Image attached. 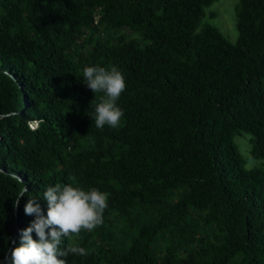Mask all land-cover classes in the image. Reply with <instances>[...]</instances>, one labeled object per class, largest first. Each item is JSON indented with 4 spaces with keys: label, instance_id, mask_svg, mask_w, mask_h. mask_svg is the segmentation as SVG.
Returning a JSON list of instances; mask_svg holds the SVG:
<instances>
[{
    "label": "trees",
    "instance_id": "obj_1",
    "mask_svg": "<svg viewBox=\"0 0 264 264\" xmlns=\"http://www.w3.org/2000/svg\"><path fill=\"white\" fill-rule=\"evenodd\" d=\"M216 1L0 0V264L57 183L108 196L66 264H264V171L235 143L264 160V0H239L236 44L201 25ZM87 66L122 72L118 127Z\"/></svg>",
    "mask_w": 264,
    "mask_h": 264
},
{
    "label": "clouds",
    "instance_id": "obj_2",
    "mask_svg": "<svg viewBox=\"0 0 264 264\" xmlns=\"http://www.w3.org/2000/svg\"><path fill=\"white\" fill-rule=\"evenodd\" d=\"M83 81L95 94L104 93L95 107L96 127H118L124 113L116 102L126 88L122 72L116 66H87L83 69ZM70 179L75 183V177ZM26 191L25 188L14 206L19 205V198ZM43 199L48 206L46 215L36 199L30 198L25 205V214L35 215V219L21 230L20 245L10 251L11 264H66L62 257L87 255L85 248L71 241L61 249L62 237L78 236L82 230L91 231L101 225L108 196L96 188L84 190L73 184L57 183L46 188ZM33 232L38 239L33 238Z\"/></svg>",
    "mask_w": 264,
    "mask_h": 264
},
{
    "label": "rangeland",
    "instance_id": "obj_3",
    "mask_svg": "<svg viewBox=\"0 0 264 264\" xmlns=\"http://www.w3.org/2000/svg\"><path fill=\"white\" fill-rule=\"evenodd\" d=\"M238 6L239 0H217L205 9V16L201 25L216 27L231 44H236L239 39L237 30ZM33 128H36V125ZM250 139H252V135L243 132L235 137V143L248 170L260 169L264 171V160L254 159L251 154Z\"/></svg>",
    "mask_w": 264,
    "mask_h": 264
}]
</instances>
